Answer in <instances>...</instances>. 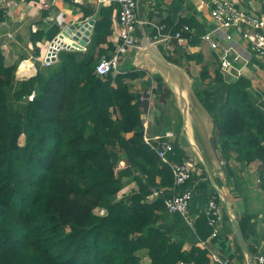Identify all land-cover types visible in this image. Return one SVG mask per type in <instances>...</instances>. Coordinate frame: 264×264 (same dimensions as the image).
I'll list each match as a JSON object with an SVG mask.
<instances>
[{
  "label": "trees",
  "instance_id": "obj_1",
  "mask_svg": "<svg viewBox=\"0 0 264 264\" xmlns=\"http://www.w3.org/2000/svg\"><path fill=\"white\" fill-rule=\"evenodd\" d=\"M113 11V7L104 8L96 20L98 47L112 35ZM90 15L87 12L85 17ZM184 25L196 27L198 37L191 44L200 43L205 27L191 19L175 30ZM60 31L58 26L47 33L32 30L31 43L38 57L39 42L53 40ZM106 53L64 50L50 68L20 81L16 79L18 64L6 62L0 45V264H144L143 257L150 264H216L212 250L198 245L207 244L214 230L205 212L194 222L195 242L188 249L183 240L160 227L167 212L164 199L173 193L172 166L189 157L180 148V131L166 162L152 149L142 119L146 105L132 90L134 82L148 73L128 66L117 75H98L100 58L111 55ZM210 56L211 64H204L194 77L202 102L211 72L212 81L226 82L218 54ZM184 57L187 63H204L201 53L185 52ZM166 58L192 76L189 64ZM151 86L147 80L144 88ZM165 90L174 100L169 88ZM212 116L227 161L225 179L239 187L231 160L243 168L256 162L258 188L264 194V109L251 81L240 77L230 82L224 102ZM121 161L126 167L116 171ZM223 178L215 176L221 186ZM125 179H131L137 190L117 200ZM197 179L206 180L204 186L220 204L204 169L176 189L177 194L194 187ZM246 222L242 217L245 236ZM248 245L252 255L258 252ZM238 248L236 261L246 264ZM231 262L236 264L234 259Z\"/></svg>",
  "mask_w": 264,
  "mask_h": 264
},
{
  "label": "crops",
  "instance_id": "obj_2",
  "mask_svg": "<svg viewBox=\"0 0 264 264\" xmlns=\"http://www.w3.org/2000/svg\"><path fill=\"white\" fill-rule=\"evenodd\" d=\"M231 1L242 6H247L248 2L264 6V0ZM211 2L212 0H139L138 12L140 19L143 21H149L154 24H165L167 26L166 32H173L175 27L181 24L183 20L190 21L191 19H194L200 26L205 27L206 32H208L212 28L210 16ZM110 7L114 8L113 14L110 16L112 35L108 36L107 41L98 47L94 31L91 34L90 42L86 46V50H79L80 52L91 50L94 55H97L101 49L107 51L109 54H112L114 51L109 46L113 45L112 39L118 35L120 29L118 22L119 6L117 4L114 3L112 6H109L102 3L101 0H81L80 2H76L75 0H0V13L2 12L4 15L3 21H0V45L6 61H8L7 63L9 65L18 64L19 66L16 79L24 81L23 78L25 76L21 78V74L19 73V69H22L23 65L25 69L20 72L22 75L28 77L35 76L40 68L46 69L51 67L43 66L40 60L41 57L37 56L31 43L32 30L47 33L52 27L58 26L61 33L64 28L73 24L89 20L96 15L99 18L102 10ZM87 12L91 14L89 17H85ZM193 30L197 34L198 30L196 27H193ZM219 35L221 40L224 39L221 41L222 48H233L230 53V60L235 66V70L242 77H246L251 81L252 92L260 107L264 109V57L261 58L253 54L247 44L235 34H233V40L229 41L227 40V34ZM155 36L156 32L151 26H143L138 30L141 46L144 37L153 43L155 42ZM45 42L47 40L44 38L39 44H44ZM191 42L192 40H189L183 46H179L176 41L171 42L172 54L170 58L177 59L184 66L189 64L191 74H193L194 69H198L197 71L200 69L201 71L204 64L209 62L211 64L210 55L214 51L210 49L209 44L201 39L199 40L200 43L196 45L191 44ZM159 46L163 54L166 53L164 46ZM136 51L130 54L127 62L132 60ZM185 52L189 54H203L204 63L200 65L195 61L187 63L184 57ZM237 55L241 59H236ZM126 64H124L121 70L127 67ZM213 78L214 73L211 72L207 86L202 89V94L206 109L210 114L216 115L225 100L227 88L231 81L228 82L225 78V83H217L212 81ZM147 80L152 83L150 89L144 88ZM134 84L135 86L132 90L137 92L139 97L146 92L150 93V104L145 103L147 108L145 113H148L147 121L143 116L145 113L142 115L144 130L147 136L156 137L164 134L168 130L174 131L177 135L174 129H166L167 117L171 119L173 126H179L182 120L176 109V112L169 109L171 98L166 94L165 88H168L167 85L160 78H155L150 73L147 74L144 80H136ZM160 99L161 102L158 101ZM237 164H234V161L231 162V167L238 177L239 187L236 188L232 180H227L223 177V186H220L228 198L237 204L240 219L244 217L247 221V234L245 236L247 243L256 248L262 246L264 249V194L258 188L256 171L258 169V163H252L245 170H240L238 167L240 164ZM200 168L202 170L201 173H203V167L200 166ZM205 182V179L195 180L194 191L197 189L200 190L193 195L190 210L186 217L177 213L171 214L165 212L160 221V227L167 233L183 240L185 242V248L187 249L195 242L194 222L205 211L212 199V191L204 186ZM219 206L222 211L221 233L218 238H210L207 245L212 250V255L234 259L236 264H238L236 261V256L240 253L238 244L221 203ZM198 245L201 246L200 243Z\"/></svg>",
  "mask_w": 264,
  "mask_h": 264
},
{
  "label": "built area",
  "instance_id": "obj_3",
  "mask_svg": "<svg viewBox=\"0 0 264 264\" xmlns=\"http://www.w3.org/2000/svg\"><path fill=\"white\" fill-rule=\"evenodd\" d=\"M75 1L80 2L81 0ZM101 1L109 6H112L114 3L119 6L118 22L120 29L118 35L112 39L114 47L113 53L110 56H102L96 66V73L98 75H107L109 73L117 75L121 71L130 54L142 47L138 37V30L143 26H151L154 29L156 36L155 42L153 43L164 46L166 57H170L172 54L171 42L176 41L179 46H183L186 42L197 36L196 32L188 25H184L181 29L174 30L173 32H166L167 26L165 24H154L141 20L138 12V0ZM210 16L212 28L200 38L209 44L211 50L218 53L221 72L227 81H237L242 76L235 70V66L230 60V53L233 48H222L221 41L224 39L221 40L219 34H227L228 41L233 40V34H235L247 44L253 54L263 58L264 6L249 2L247 6H242L231 0H212ZM79 23L84 25L88 23V20ZM94 26L89 25L85 29L92 34L94 32ZM90 27L92 28L89 29ZM67 28H64V30ZM61 33L53 40L47 42L46 45H38L41 58L46 66H52L56 63L61 51L74 48L71 43L66 41V37L60 39ZM79 50L74 48V51ZM81 50H86V46L82 47ZM236 59H241V57L237 55ZM139 101L144 105H146L145 103L150 104V93L146 92L142 94L139 97ZM143 116L147 121L148 113L146 112ZM146 140L152 144V149L158 156L166 162L167 155L174 149L177 135L174 131L168 130L164 134L156 137H149L146 134ZM172 167L175 181L174 187L172 188L173 193L164 199L166 211L171 214L177 213L186 217L193 199L194 187L187 189L183 194H177L176 189L184 186L193 177L200 175L202 170L198 162L192 158L186 159L183 163L174 164ZM204 212L209 218L210 226L214 229L210 238H218L221 233L222 213L219 204L214 198L210 200ZM200 245L203 248H209L205 243H200ZM257 250L258 252L252 255L254 264H264V249L262 246H259ZM212 259L216 264L232 263L231 258H221L214 254L212 255Z\"/></svg>",
  "mask_w": 264,
  "mask_h": 264
},
{
  "label": "water",
  "instance_id": "obj_4",
  "mask_svg": "<svg viewBox=\"0 0 264 264\" xmlns=\"http://www.w3.org/2000/svg\"><path fill=\"white\" fill-rule=\"evenodd\" d=\"M97 18L96 15L89 19L87 24L76 23L69 26L62 31L60 39L66 37L68 41H72L74 48L81 50L90 42L91 34L85 28L89 25L94 26ZM74 48H70V50L74 51ZM131 65L136 69L160 77L171 91L174 99L173 105L182 118V129L178 138L180 148L205 170L211 186L220 198L222 209L228 217L245 263L254 264L249 245L242 232L238 206L228 198L215 179L217 174L225 178L223 169L227 166V161L224 160L217 142L214 117L199 99L194 88V78L184 67L169 61L160 46L152 43L146 37L143 38L142 47L136 51L132 58Z\"/></svg>",
  "mask_w": 264,
  "mask_h": 264
},
{
  "label": "rangeland",
  "instance_id": "obj_5",
  "mask_svg": "<svg viewBox=\"0 0 264 264\" xmlns=\"http://www.w3.org/2000/svg\"><path fill=\"white\" fill-rule=\"evenodd\" d=\"M46 43L47 42H45L44 44H40V45H46ZM165 54V53H164ZM166 55V54H165ZM40 60H41V63L43 64V66H46L44 63H43V59L42 58H40ZM6 62H8V61H6ZM127 67L129 66V67H131L132 65H131V60H129V62H127ZM23 68L22 69H19V73L21 74H19L18 73V75H20V77L21 78H23V76H25V78H23V80L25 81V80H28V79H30V78H32V77H34V75L33 76H31V77H28V76H26V75H22V70L23 69H25L24 68V65L22 66ZM41 69V68H40ZM40 69H38V72H39V70ZM198 69H194L193 70V74L196 76V78L200 75V69H199V71H197ZM21 71V72H20ZM37 72V73H38ZM192 74V75H193ZM37 74H35V76H36ZM193 75V76H194ZM194 76V77H195ZM35 94V93H34ZM34 94L31 96V97H28L29 98V100H31V98L32 97H34ZM159 102H161V99L160 100H158ZM170 110H173L174 112H176L175 111V108L173 107V100L172 99H170ZM166 122H167V124H166V129H174L177 133L180 131L181 132V129H182V126H181V123H180V125L178 126V125H172V122H171V119L169 118V117H167V120H166ZM180 134V133H179ZM216 136L218 137V135H217V130H216ZM20 143L21 144H24V137H22L21 139H20ZM232 161H234V164L236 163L237 164V162H236V160H231V162ZM124 163L125 162H123V161H121L120 163H119V165L117 166V169H116V171H120V170H122L123 168H125L126 167V165H124ZM237 165H239V164H237ZM239 168H240V170L242 169V170H245L246 168H248L249 166H246V167H242V165H239L238 166ZM255 168V167H254ZM257 171V170H256ZM134 190H137V185L131 180V179H125V186H124V188H123V190L120 192V194L118 195V198H117V200H119V199H123L125 196H127V195H129V194H131ZM198 190H200V189H197V190H195L194 191V195L197 193V191ZM185 249H187V248H185ZM222 258H225V257H222ZM143 263L144 264H150V259H148L147 257H143ZM212 261H213V259H212Z\"/></svg>",
  "mask_w": 264,
  "mask_h": 264
},
{
  "label": "bare ground",
  "instance_id": "obj_6",
  "mask_svg": "<svg viewBox=\"0 0 264 264\" xmlns=\"http://www.w3.org/2000/svg\"><path fill=\"white\" fill-rule=\"evenodd\" d=\"M67 42L72 44V41L70 42V41L67 40ZM78 49H79V48H78Z\"/></svg>",
  "mask_w": 264,
  "mask_h": 264
}]
</instances>
